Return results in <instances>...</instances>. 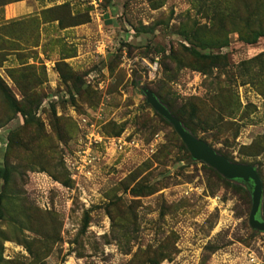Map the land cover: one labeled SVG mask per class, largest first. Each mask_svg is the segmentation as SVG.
Instances as JSON below:
<instances>
[{
	"label": "rangeland",
	"instance_id": "rangeland-1",
	"mask_svg": "<svg viewBox=\"0 0 264 264\" xmlns=\"http://www.w3.org/2000/svg\"><path fill=\"white\" fill-rule=\"evenodd\" d=\"M213 10L264 32V0H0V81L22 109L0 88V264H264L249 188L191 160L140 90L253 165L264 198V36L193 59L179 22ZM127 137L139 148L112 144Z\"/></svg>",
	"mask_w": 264,
	"mask_h": 264
},
{
	"label": "water",
	"instance_id": "water-1",
	"mask_svg": "<svg viewBox=\"0 0 264 264\" xmlns=\"http://www.w3.org/2000/svg\"><path fill=\"white\" fill-rule=\"evenodd\" d=\"M140 90L145 97V103L170 124L188 151L191 160L207 165L226 180L240 181L249 188L251 207L247 219L248 226L254 231L264 232V220L260 215L263 188L257 169L250 164L229 161L223 155L217 153L206 141L185 129L181 122L157 99L149 88L141 86Z\"/></svg>",
	"mask_w": 264,
	"mask_h": 264
},
{
	"label": "trees",
	"instance_id": "trees-1",
	"mask_svg": "<svg viewBox=\"0 0 264 264\" xmlns=\"http://www.w3.org/2000/svg\"><path fill=\"white\" fill-rule=\"evenodd\" d=\"M220 15L221 14L219 12L213 10L212 16L210 18H207V20H205L204 22L199 20H192L190 22L187 20L185 22L184 21L179 22V25L177 27V34H179L182 37L183 41L187 44V46L183 45L182 48L193 59L200 61L215 59V63L218 62V60L221 57L220 55H212L210 52L207 53L206 51L220 50L224 47H227L230 42L229 34L232 32H237L238 40L246 44H254L258 41L260 37L264 36V32L261 29L251 28L248 23H244V25L241 28L237 27L235 24H232L233 26L232 29L226 30L225 23H223L222 17ZM0 88L5 91L4 97L9 105V108L14 110L16 113H22V109L17 105L12 95H10L7 92V88L4 86V84L1 81H0ZM152 92L157 97V99L181 122L184 128L197 137L195 131L184 120L182 113L178 111L177 112L173 111L170 108V106L167 103H165L154 91ZM198 138L205 141V139L201 137ZM216 152L223 155L229 161L237 162L229 159L225 154L221 153L220 151H216ZM258 174L260 176L259 172ZM217 176L220 177L218 174ZM0 179H2L3 182L5 183L8 181L9 170L7 168L0 167ZM0 207H1V195H0ZM260 215L264 220V198H263ZM1 216L2 215L0 210V217Z\"/></svg>",
	"mask_w": 264,
	"mask_h": 264
},
{
	"label": "built area",
	"instance_id": "built-area-1",
	"mask_svg": "<svg viewBox=\"0 0 264 264\" xmlns=\"http://www.w3.org/2000/svg\"><path fill=\"white\" fill-rule=\"evenodd\" d=\"M112 144L117 150H125L129 147L139 148L138 142L131 138H115L112 139ZM95 143H97V140H93ZM91 140H89L88 144L83 145L79 152L78 157L79 160L75 163H72V168H75L80 174L87 175L90 173L92 166L95 162V156L93 155L91 151Z\"/></svg>",
	"mask_w": 264,
	"mask_h": 264
},
{
	"label": "crops",
	"instance_id": "crops-1",
	"mask_svg": "<svg viewBox=\"0 0 264 264\" xmlns=\"http://www.w3.org/2000/svg\"><path fill=\"white\" fill-rule=\"evenodd\" d=\"M29 4L25 1H18L5 6V11L9 16H17L27 11Z\"/></svg>",
	"mask_w": 264,
	"mask_h": 264
}]
</instances>
